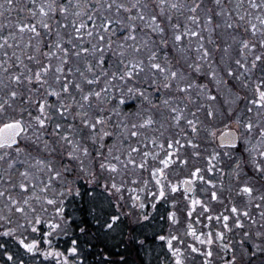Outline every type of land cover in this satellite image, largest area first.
Returning <instances> with one entry per match:
<instances>
[{
  "label": "snow or ice",
  "instance_id": "6c2138e0",
  "mask_svg": "<svg viewBox=\"0 0 264 264\" xmlns=\"http://www.w3.org/2000/svg\"><path fill=\"white\" fill-rule=\"evenodd\" d=\"M29 3L32 7L24 6L35 19V22H20L16 25L18 29V33L23 34L25 31L31 34V38L25 45L26 48L32 49V39H37V46L35 47V53L42 54L47 63H43L41 60L37 59L35 54H28L24 57L23 52L20 56H17L16 52H12V56L16 57L17 63L23 68L27 69L30 72V75H26L25 72H10V69L14 66L13 64H9L6 61H0V69H2V75H0V91L6 92L7 99H3L0 102V168L3 170L0 171V199L3 200V207L0 208V212H3V215H0V219H3L11 224L12 216L19 214L26 221V224L19 225L21 228H31L32 232L39 231L38 225H40L43 221L41 217L37 214V210L33 207L30 201H41L42 202V210L46 211V208H43V203L47 205L55 206V210L57 213L61 214L60 219L63 220V203L65 195H80V191L74 187V181H65L63 183V191L59 193V200L55 198H48L46 195L49 191V188L52 184V173L55 174L57 179H60L64 173H68L70 169L67 165L63 166V171L57 170L53 167L50 159H45L43 157H34L28 151V142L31 141L32 144H38L43 134L47 137V139L43 140L44 150L48 152V155L51 156V152L55 151L54 148H50V142L53 138H56L57 142H63L68 146V151L64 153V156L69 159H79L77 156L78 152L83 153L85 156L89 155V148L87 145L81 143L83 137L77 139V133L82 129H88L91 133L90 139L94 142L97 137L99 138V147L103 148V141L105 138L111 136V133L104 129V125L107 123V120L104 116L96 115L95 117H91L89 112L85 110V105L88 108L92 107V102L95 99L96 101H100L103 93H108V87H102L100 90H93L89 88L85 89V85L92 86L100 83L101 76L110 77V81H115L117 78L120 81H126V78H134L137 74L143 73L145 71V65L143 60H137L135 58L129 59L127 63L124 62L123 59L119 61L120 64H123L124 71L122 73H118L116 71H109L105 68L106 65V57H105V48H107L108 52L111 53L113 40L112 36L116 35V31L113 28V24L117 27L124 28V31L127 32V35L123 36L124 41H133L135 42L137 39V24L136 21H148L147 27L151 29V32L160 37V43L164 46H168V39L166 38V27L170 25L172 27L173 36H172V45L176 49L177 52H185L183 41L187 37L198 38L199 41H203L204 37L202 35V26L200 25V17L196 15L197 10L200 9V3H193L191 6H188V11L191 13L187 19L193 24L197 25V28H189L185 26L181 29V25L179 23H173L172 13L174 11H178L185 7V5L181 4L179 0H173V2H169V0H158L156 7L158 11H147L151 4L146 2V0H134L131 4H126L124 2H117V0H111L106 4H99V0H97V5H93L91 3H86L81 8L80 0H76V3L73 5L72 0H62V2L57 3V0H48L47 3H41L38 8L36 7V0H29ZM216 6H221V0H214ZM248 5L250 9L255 10V12L259 13L253 16V20L259 21V26L257 23L252 20L247 21V26L244 28L245 32H250L252 37L259 36L258 40L253 39H243L240 41V49L239 56L240 58L233 59L229 55V50L231 45H226L223 49L224 55L220 57V63L218 67L221 68L222 75L218 78L217 71L212 69V64H208L209 72H202V64H189V67L193 69L194 72L199 73L206 78H210V82H214L216 84H226L227 79H231L234 82H239L243 87L247 88L248 83L246 80L247 76H250L251 73L257 69L258 66L264 65V0H260L259 3L255 2V0H248ZM16 6V0H0V17L4 16L5 12H12L14 7ZM243 6V0H240L237 3L236 8L240 9ZM70 7H75L79 9L78 11L73 13L74 17H82L86 16L87 21L91 23V28H89L88 23H85L81 20L77 23L76 19L71 21V26L73 28L74 35L72 38L67 41L63 40L61 35L60 28L67 29L69 25L67 23L60 24L59 20H56L57 27L55 31V35L57 39L55 40V50L42 52V46H47L51 48V45H45L44 41L41 38L42 33L41 29L46 30L49 34L52 33V25L49 23V19L55 17V15L59 14L67 19L69 14ZM96 7V10L99 11L100 7H104L107 11L115 9V13L117 16L123 11L127 14V19L130 23L125 26L124 20L115 19L113 20L110 17L105 16L103 18V22L100 24V32H95L96 24L94 23V19L96 17V13L92 12L91 14L88 12V9ZM22 9V10H24ZM135 10V14L133 11ZM209 14L206 15L205 22L207 25H212L214 23V17L211 14V9L208 10ZM217 16L227 15L229 19L232 17V12L228 11L225 13L223 10L216 13ZM249 15L248 12H240L236 11V17L238 21H246V17ZM39 17V19H36ZM227 28L231 29L234 27L232 22L226 21ZM239 27V24L235 25ZM5 25L0 23V30H3ZM209 32L215 31L214 28H209ZM104 33V34H101ZM107 34V35H105ZM84 35H87L89 38H92L94 35L98 38L99 43L93 44L91 48L84 47L73 43V40H83ZM19 37L14 35L12 32H9L8 36H0V49L8 48H19L20 45L13 43L9 44V40H13L14 42ZM51 39V35L49 36ZM235 39V38H233ZM65 43L71 46V48L66 47ZM121 49H124L125 45H119ZM127 47L131 48L135 53H139L141 51L139 46L133 44H128ZM217 50H219V45L216 46ZM260 49L259 54H256L257 49ZM78 49V50H77ZM247 53L252 54V58L249 60ZM196 51L200 54L198 59L202 62H207L211 59L212 53L208 48L204 46V44L198 43L196 47ZM87 55H96V65L94 67L93 63L89 60L85 61L86 71L89 73H93L92 78H89L88 75L85 74V71H81L80 67L73 68L71 66V60L73 57L79 59L81 54ZM125 51H119L118 55L120 57H125ZM3 55L8 57V52L4 51ZM113 55H117V53H113ZM25 58L28 61H35L37 70L33 72L32 69L28 68V65L25 64ZM55 58L59 61V64L53 67L52 59ZM10 59V57H9ZM149 69L152 72V75L155 76L157 73L162 74L165 83L163 84L164 89H173L174 81H180V83L175 84V91L177 93L185 94V99H191L190 94L193 89H199L204 92H208L209 100H216V96L211 95V91L208 88L207 84L195 83L193 81L188 80L182 73L180 69L173 70L171 67V61H168L167 64H161L157 61V54L152 52L149 56ZM167 60V57H165ZM216 63V61H213ZM233 64L235 67H233ZM98 69V71H96ZM264 71V69H262ZM82 78V82H76L74 79L70 81V77H75L76 74ZM52 74L54 83L59 85V88L53 86V84L49 83L48 76ZM39 85V87L33 89V84ZM182 85V86H181ZM151 86V85H150ZM80 96V101L77 103L76 96L72 95V89ZM41 89H43V93H41ZM27 95H26V91ZM159 86H157L156 91H159ZM128 99H136L137 96L143 99H148L145 96V93L141 91L139 88L128 90ZM219 91V89H217ZM254 94L257 98L251 99L249 101L251 107L247 108L249 113L253 112V109L256 108V118L258 123H254L252 118H249L246 122L243 123V128L245 130V134H250L254 128H259L260 135L262 141H264V79H261L256 85ZM54 97L57 101L55 105L49 102V98ZM21 99L25 101L27 105H35V115H33V111L29 107H22L20 111H16L13 107L14 103L17 99ZM71 99V104L76 105L79 109L78 111L73 112L72 106L67 103V99ZM111 99L117 100L116 108L123 107L127 100L125 95L123 94V89H121V96L116 98L114 96ZM241 99H243L241 97ZM165 106H169V100L165 99L162 101ZM103 111V109H100ZM115 111V109L113 110ZM170 112L177 114L173 117L177 126L180 123V120L183 118V114L179 112L178 107H171ZM25 113L27 114V119H25ZM69 114L71 115V123L65 125L61 122H56L57 117L60 120H68ZM115 114L119 115V112H115ZM132 114V113H130ZM138 114V113H135ZM193 117H195L196 113H191ZM207 115L209 117L215 118V112L211 110L209 106V110ZM79 118L80 128L78 129L75 121ZM155 121L148 117L142 124L137 125L133 123L131 125L132 129H138L145 126H150L154 124ZM241 121L239 119L235 120V124L237 127L241 125ZM187 124L191 127L192 132H198V128L196 122L192 119L187 120ZM99 126V127H98ZM127 129V125L124 126ZM51 129L49 132L48 130ZM31 133V135L29 134ZM131 136L138 137L140 135L139 131H131ZM211 135L214 137L216 135L215 132H212ZM240 139V135L233 131L231 128L226 133H223L221 136L222 141H228L229 143L234 144L235 141ZM156 141L153 140V144L155 145ZM188 143H192L191 140ZM247 144L251 145V141L247 140ZM180 145V140H174L168 143V149H173L176 152L175 159L171 151L166 152V158L160 160V163L164 166V168L169 167L172 163H175L177 160H180L179 156V148L176 146ZM192 146L198 147L196 144H192ZM161 149H164V144L161 143L159 145ZM111 152V148L108 149ZM133 152H139V148L133 147L131 149ZM251 156V162L253 164V170L264 176V143L260 144L259 150L256 147H249L247 149ZM145 156L149 155V153L145 152ZM199 155V153H196ZM21 157H24L23 159ZM119 159V157H116ZM133 164L135 161H131ZM183 164H187V160L181 161ZM6 165V167H5ZM101 167H104L101 164ZM113 170H115V166H111ZM141 169L145 167V163H141L139 165ZM164 168L157 167L151 174L153 176L159 175L160 177L164 176ZM236 168H240V164H236ZM23 169V170H21ZM201 172L200 168H196L195 172L192 173L193 177H196L200 180H203V176L199 175ZM44 174H47V183L40 177ZM237 179H239V173L237 172ZM157 184L160 185L159 196L161 199L164 198V186L161 183L160 179H157ZM184 184H190V179H185L183 181ZM209 184L212 183L211 180L208 181ZM42 186V187H41ZM215 187V185H213ZM111 188H116V185L113 183ZM105 189H108V185H105ZM178 189V185H174L172 187V191H176ZM41 193L44 195H38L37 193ZM242 192L246 193L251 200L254 189L253 187L245 184L242 188ZM153 197L156 196V193L152 194ZM212 198L216 199V193H212ZM259 199L264 202V195L260 196ZM193 205L198 203V201L193 200ZM143 208L144 205L141 204ZM155 208V204L152 205ZM257 208H260L261 205L257 204ZM233 213H236L238 210L235 206L231 208ZM174 215V214H173ZM191 215V213H189ZM244 216H249V213L245 211L243 213ZM261 217L264 218V211L260 213ZM31 216V219L29 218ZM148 219L147 216L144 217ZM120 219L119 216H112L111 223H107V227L111 229L113 227V223ZM209 220L212 219L211 216L208 217ZM220 219V217H217ZM225 223L224 227H228L227 220L228 217H223ZM66 223V221H65ZM236 225L239 228H243V223L239 220V217L236 218ZM48 228L50 231L47 233L48 237L53 235L51 230L61 229L60 223H50L48 224ZM231 231V229H229ZM14 229L9 228L7 231L3 233L5 236L13 235ZM81 232L84 231L83 228L80 229ZM193 235H195V231H193ZM208 238L206 240L201 239V244L212 245V233L209 232ZM245 236H250V232H245ZM257 236L264 237V233L257 232ZM224 233H219V237L221 241L223 240ZM174 239H179L178 237H173ZM164 239V237H161ZM19 242L23 245L28 252H34L40 241L37 239H33L31 242H25L24 239H19ZM47 243L51 245V239L47 240ZM76 241L73 240V247L70 249L72 253H77ZM241 245H243L244 241H240ZM224 250H227V245H222ZM254 251L247 252L249 258L255 257L257 253H259L262 257H264V243L255 244ZM192 252H200V249L195 245L191 246ZM205 257V264H211L209 258L213 256V251L211 247L207 249L206 252L201 253ZM45 257L49 255H55L58 257H63V264H68V258L64 256L61 252H53L49 253L47 251L44 252ZM9 260L12 257L9 255ZM224 261V264H236V256L233 254L232 259L228 260L224 257H221ZM262 264H264V260H262Z\"/></svg>",
  "mask_w": 264,
  "mask_h": 264
},
{
  "label": "trees",
  "instance_id": "16d2710c",
  "mask_svg": "<svg viewBox=\"0 0 264 264\" xmlns=\"http://www.w3.org/2000/svg\"><path fill=\"white\" fill-rule=\"evenodd\" d=\"M48 0H36V7L41 3H47ZM62 2V0H57V3ZM73 5L76 3V0H72ZM108 2H111V0H99V4L103 5ZM117 2H124L126 4H131L134 2V0H117ZM146 2L151 4V7L147 11H158V8L156 7V4L158 3V0H146ZM169 2H173V0H169ZM179 2L185 7L178 11H174L172 13L173 16V23H179L181 25V29H183L185 26L189 28H197L196 24H193L192 22L188 21L187 17L191 14L188 11V6H191L193 3H200L201 7L197 10L196 15L200 17V25L202 26V35L204 37L203 41H199L198 38H185L183 41L184 48L186 49L185 52H177L176 49L172 45V36H173V29L170 25L166 27V38L168 39V46H164L160 43V37L153 34L151 32V29L148 28L146 25L148 21H136L137 24V32L136 36L137 39L135 42L129 40L124 41L123 36L127 35L128 33L124 31V28L117 27L115 24H113V28L116 31V35L112 36L113 40V46L111 53L108 52L107 48H105V57H106V65L105 68L107 70L116 71L118 73H122L124 71L123 64H120L119 61L121 59L124 60L125 63L129 59H137V60H143L145 65V71L143 73L137 74L134 78H126V81H120L118 78L115 81H110V77H104L101 76L100 83L97 85L87 86L85 85V89L88 90L89 88L93 90H100L102 87H108L109 91L108 93H103L102 98L100 101H96L95 99L92 102V107L88 108L87 105H85V110L89 112V115L91 117H95L96 115L104 116L107 120V123L103 126L104 129L111 133V136L105 138L103 141L104 147L100 148L99 145V138L97 137L96 141L94 142L92 139H90L91 133L88 129H82L77 133V139H80L81 136L83 139L81 140V143L85 144L89 148V155L85 156L83 153L78 152L77 156L79 159H69L64 156V153L68 151V146L64 144L63 142H57L56 138H53L50 142V148H54L55 151H52L51 156H49L44 151V143L43 140L47 139L46 136L41 134L42 139L38 144H32L31 141L28 142V151L31 153V155H36L38 153H42L41 157L45 159H50L51 163L54 168L57 170H60L61 166L64 165H70L73 166V170L68 172L67 174L63 175L62 179H57L55 177V174L52 173V184L49 188L48 193L46 194L48 198L52 197L57 200L59 198L54 197L52 195L60 193L63 191V184L60 185V183H64L67 181H74V187L77 188L80 191V195H68V197H64V203H63V217L64 219H60L59 213L56 212L55 206H49L48 209V215L45 218L44 215H41L40 212H43L42 210V202L41 201H33L38 204V211L37 214L41 217L43 222L38 225V227L42 230L44 225H46L47 222L51 223H57L59 222L61 224V236H65L66 238L59 237L57 241L61 242L63 241L66 243V245L70 244V246L73 247L72 241L75 240L76 247H77V253L80 255L81 258L85 260V264H155V260L153 258L154 250L157 246L156 243V227L158 225L157 221H148L144 225L140 224H132L128 225V222L125 220H121L119 223H113V227L109 229L107 227V223H111V216H114L115 212L109 211L112 207L109 209H106V201L103 199H99L96 196H93V193H99L100 196L104 195L102 192H108V203H110V193L116 190V193L118 194L120 198V192L125 190H128L129 188L123 186V187H116L111 188V185L113 182L109 183V187L106 190L104 186L101 184H96V179H94V176L92 177L91 174L95 173L96 177L99 179L101 176V172H105V168L101 167L100 165L103 163H107L108 161H112V163L116 166V168H123V174H128L129 171L128 168H133L129 164V157H132V155L139 154L141 158L142 163H147L148 161L152 162V157L150 155L145 156V152H149L153 154L151 150H154L157 146L153 144V140H149L147 138V131L146 129L152 128L155 125L156 130L159 134L162 133V135L165 137L166 134H163L161 131L162 124L164 121L163 115L168 112L170 115V106L171 107H177L178 105V97L175 91V84L180 83V81H174V87L173 89H164L163 84L165 83L163 75L157 73L155 76L152 75L151 70L149 69V56L152 52H155L157 54V61L163 64H167L168 61H171V67L173 70L180 69L183 73V75L188 79L189 74L193 71L192 68L189 67V64H202L204 66V69L202 72L208 73L210 70L208 68L209 62H202L198 59L199 53L196 51V47L198 43H203L206 48L209 50H212L216 53L214 55V52L212 53V57H215V59H218V56L220 55V52L222 53L223 49L225 48L226 44H224L222 50H221V42H220V31H219V22L222 26V28H227L226 21L229 22L231 19L235 22H241L238 21V18L236 17V11L240 12H248L249 15L246 17V21L252 20L250 18V15L255 12V10L250 9L248 5V0H243V6L240 9L236 8L237 3L240 2V0H221V6L218 7L215 5L214 0H179ZM255 2L259 3L260 0H255ZM81 8L83 9L84 5L86 3H91L93 5H97V0H80ZM27 5L28 7H32V5L29 3V0H16V6L14 7L12 12H5L3 17H0V23H3L5 25V28L3 30H0V36H8L9 32H12L14 35H17L19 38L14 42L13 40H9V44H19V48H8L7 46L5 49H0V61H6L9 64H13L16 61V57L12 56V52L15 51L17 56H20L23 52L24 57L28 54H35L37 56V59L41 60L43 63H47L46 58L40 54L35 53V47L37 46V39H32L33 48L28 49L25 47L29 39L31 38V34L25 31L23 34L18 33V29L16 25L20 22H35V19L32 18L31 14L24 9V6ZM24 9V10H22ZM211 9V14L214 17V23L212 25H207L205 22L206 15L209 14L208 10ZM2 10V9H0ZM79 9H76L75 7H70L69 14L67 16V19H65L63 16L57 14L54 18L49 19V23L52 25V33L49 34L46 30L41 29L42 36L39 39H42L45 43V45H51L52 47L49 48L47 46H42V52L52 51L55 50V40L57 39L55 35V31L59 25H57L56 20L60 21V24L67 23L69 27L67 29L60 28L61 35L63 37L64 41H67L68 39L72 38L74 35L73 28L71 26V21L73 19L77 20V23H79L81 20H83L85 23H88L89 28H91V23L87 21L86 16L82 17H74L73 13L78 11ZM223 10L225 13L228 11L232 12V17L229 19L227 15L220 16V21L218 20V16L216 15L217 12H220ZM88 12L91 14L92 12L96 13V17L94 19V23L96 24V28L94 29L95 32H100V24L103 22V18L105 16L115 19H121L124 20L125 26L130 23L127 19V14L121 11V13L117 16L115 13V9L111 11H107L104 7H100L99 11L96 10V7H93L91 9H88ZM133 14H135V10L133 11ZM36 19H39V17H36ZM247 24V23H246ZM209 28H214L215 31L209 32ZM228 31L236 33L237 30L242 31L241 29L235 28H227ZM104 34V33H101ZM51 35V39H49V36ZM107 35V34H105ZM73 43L89 47L93 44H98V38L94 35L92 38H89L87 35H84L83 40H73ZM135 44L136 46H139L141 51L139 53H135L131 48L127 47L128 44ZM124 44V49H121L119 45ZM239 45L238 43H236ZM217 45H219V50H217ZM66 47L71 48L70 45L65 43ZM239 47V46H237ZM78 50V49H77ZM125 51V57H120L118 55L119 51ZM8 52V57H5L3 55V52ZM113 53H117V55H113ZM224 54V53H222ZM99 54L96 55H87L81 54V57L79 59L73 57L71 60V66L73 68L80 67L81 71H85V74L89 76V78H92L93 73H89L86 71L85 61L89 60L93 63L94 67L96 65V57ZM10 57V59H9ZM167 57V60L165 59ZM220 59H218L216 62H219ZM25 64L28 65V68L32 69L33 72L37 70V65L35 61H28L26 58L24 60ZM53 67L57 66L59 64V61L55 58L52 59ZM25 72L26 75H30L31 73L27 71V69L23 68L17 63H14V66L10 69V72ZM98 71V69H96ZM221 72V68H220ZM2 69H0V75H2ZM192 77V76H191ZM202 78L205 79V77ZM75 80L76 82H82V78L77 73L75 77H70L71 80ZM48 80L50 84H53L54 87L57 89L59 88V85L54 83L52 74H49ZM193 80V78H192ZM194 82V80H193ZM210 83V82H209ZM151 85V86H150ZM157 86H159V91H156ZM230 86L234 87L232 83H230ZM39 87L37 84H33L32 88L35 89ZM136 89L139 88L141 91L145 93V96L148 97V99L140 98L139 96L136 97V99H128V89ZM121 89H123V94L125 95V98L127 100V103L121 107L116 108L117 100L111 99L112 96L119 98L121 96ZM26 91V90H25ZM41 93H43V89H41ZM27 95V91H26ZM72 95L76 96L77 103L80 101L79 94L75 91V89H72ZM3 99H7L6 92L0 91V102H2ZM169 100V106H165L162 101L163 100ZM49 102L55 105L57 103L56 99L54 97L49 98ZM67 103H69L72 108L73 112L78 111L79 109L76 107V105L71 104V99H67ZM14 109L18 112L22 107H29L33 111V115H35V105H27L25 101L21 99H17L16 102L13 105ZM100 109H103V111H100ZM115 109V111H113ZM115 112H119L120 114L117 115ZM132 113V114H130ZM138 113V114H135ZM71 115L69 114L68 120H60L59 117H57L56 122H61L65 125V128H67V125L71 123ZM148 117H151L155 123L150 126H145L141 129L139 132L141 136V139H137V137L131 136V131H138V129H132L131 125L133 123V120H139L137 122V125L142 124ZM25 119H27V114L25 113ZM132 121V123H131ZM169 122V121H168ZM75 124L77 128H80V121L79 118L75 121ZM127 125V129L124 127ZM99 127V126H98ZM49 132L51 129L48 130ZM149 131V130H148ZM179 129H174L172 132L175 134L177 133ZM31 135V133H29ZM170 135V134H168ZM171 140L169 139L167 143H170ZM139 148V152H133L131 149ZM111 148V152L108 151V149ZM38 152V153H37ZM159 154H162V151H159ZM37 157V156H36ZM116 157H119V159H116ZM109 159V160H108ZM158 161V160H157ZM100 166V167H99ZM92 167V168H91ZM139 167V166H138ZM120 169V171H121ZM144 169V168H143ZM62 171V170H60ZM108 172L116 173V170L113 169H107ZM106 171V172H107ZM47 183V174H44L40 177ZM59 181V182H58ZM129 181L131 179L129 178ZM42 187V186H41ZM131 190L130 193H132L134 190ZM39 195H44L38 192ZM97 194V196H99ZM52 195V196H51ZM104 202H103V201ZM0 201H2L0 199ZM67 201V203H65ZM32 203V201H30ZM107 203V204H108ZM34 205V204H33ZM46 203H43V206H46ZM114 210V208H113ZM112 210V211H113ZM19 215V214H17ZM20 216V215H19ZM110 217V219H109ZM108 218V219H105ZM110 220V221H109ZM20 221L24 222L26 224V221L23 217H20ZM66 221V223H65ZM107 222V223H106ZM4 223V222H3ZM44 223V225H43ZM23 225V224H19ZM18 224L12 227L14 229L13 235L5 236L3 235L4 227L0 224V264H34V260L39 261L35 258L34 254H26L22 253L25 252V248L20 249V242L19 238H26V235L34 236L36 235L35 232L31 231V228H21ZM7 227V226H6ZM45 228V227H44ZM83 228L84 231L81 232L80 229ZM115 228L117 229V233H115ZM114 229V230H113ZM30 230V232L28 231ZM58 230V229H55ZM24 231V232H21ZM69 234V236H66L65 234ZM60 234V233H59ZM154 234V235H152ZM31 242V241H29ZM144 242V243H142ZM65 245V246H66ZM153 246V247H152ZM153 253H152V251ZM7 254H9L12 259L9 260Z\"/></svg>",
  "mask_w": 264,
  "mask_h": 264
},
{
  "label": "rangeland",
  "instance_id": "374dc122",
  "mask_svg": "<svg viewBox=\"0 0 264 264\" xmlns=\"http://www.w3.org/2000/svg\"><path fill=\"white\" fill-rule=\"evenodd\" d=\"M257 14L259 13H252L250 15V18L259 26V21L253 20V16ZM220 19L221 17L218 16L219 21ZM229 22H232L234 24L233 28L236 27V24H239L240 26L237 27V29L239 28L242 31L237 30L236 33L230 32L227 28H222L219 22L221 50L224 44H230L231 48L229 50V55L233 59L240 58V41L243 39L258 40L259 36L252 37L250 32L244 31V28L247 26V21L235 22L231 19ZM236 43H238L239 45H237ZM213 52L214 51L212 50V53ZM245 52L250 60L252 58V54L247 53V50H245ZM259 52L260 49L258 48L256 54H259ZM218 53H220V55L218 56V59H220V57L224 55L222 54L224 52L222 51L221 53L220 51ZM215 54L216 53L214 52V55ZM218 59H215V57H213L208 60V62L209 64H212V69H215L217 71V76L219 78L222 75V72H220V67H218L220 60L219 62L213 63V61H217ZM233 67H235L234 64ZM203 69L204 66L202 65L201 70L203 71ZM262 69H264V65L258 66L250 76L246 77L248 83L247 88L243 87L239 82H234L231 79H227V77H225V79L227 80L226 84H216L214 82H210V78H206L205 76H203L205 77V79H203L201 74L192 71L191 74H189L190 76H188V80H194L195 83L207 84L208 88L211 91V95L216 96V100H209V93L201 91L199 89H193L192 92L188 94L191 97L190 100L185 99V94L176 93L177 95L180 94V96L178 97L179 101L177 107L179 112L183 114V118L180 120L179 125L177 126L175 120L173 119V117L177 114L171 113L172 115H170L168 112H166V114L163 115L164 121H162L163 124L161 131H159H163V134H166L165 137L162 135V133L159 134L158 131H155V125L151 129H146L148 134L147 138L149 140H155L157 146H159L161 143L164 144V149H158L157 147L154 150H151L153 154H151L150 151L148 152L150 157L153 158L151 163L148 161L145 164L144 169H141L138 166L142 163V157L139 154H135L132 155V157H129V164L133 168H128L129 171L127 172V175L123 174V168H116L112 161H108L104 164L102 163L104 165L103 168H105V170L107 171V169H113L111 166L114 165L116 173H110L108 171L101 172V176L99 177V179L96 177L95 173L91 174V176H94V179H96V184H101L104 187L105 185H108L109 187V183L113 182L116 187L125 186L132 190L139 189V193L135 194L134 190L130 195V190L125 191L124 189L120 192V198L118 194H114L116 193V190H114L110 193L111 202L108 203V199L104 201L108 203H106V209L112 207V209H109V211H111V213L115 212L114 216L120 217V219L115 223H119L121 220H125L126 222H128V225H144L146 224V222L154 220L158 222V225L156 227L157 246L154 247L155 250L153 255L155 264H190L187 246V244L189 243V234L193 235V231H195V238H197L198 234L197 227L193 226V224L195 223L194 218L201 216L202 212L204 211L203 206L206 204V202L203 203L202 200L210 199L208 194H211V192H222L221 188L217 187L216 184H220L226 179L230 183V178H232L233 176L232 186L228 187V184L221 185L222 187L225 186V191H227V193L234 191L235 196H243L242 188L245 186V184H248L249 186L251 185L249 182V172L254 170L253 164L251 162V156L247 149L249 147H256L259 150L260 144L264 143V141H262L259 128H254L250 134H245L243 123L246 122L249 118H252L254 123L259 122L256 118L257 109L254 108L253 112L249 113L247 111V108L252 106L250 105L249 101L251 99L257 98L254 94V90L255 85L261 79H264V71H262ZM184 76L187 75L184 74ZM230 83H232L234 87L230 86ZM217 89H219V91H217ZM241 97L243 99H241ZM209 106L211 107V110L215 112V118L209 117L207 115ZM193 112L196 113L195 117L191 115V113ZM189 119H192L196 122L198 132H192L191 127L187 124V120ZM236 119H239L242 122L239 127H237V125L235 124ZM137 122H139V120H133V123ZM229 128L237 130L240 135L241 143L238 150H226L221 149L218 146L217 137L221 132H223L224 130H229ZM174 129H179V131L177 133L175 132L174 134L172 132V130ZM138 131L140 132L141 129H138ZM212 132L216 133L214 137L211 135ZM203 134H206V136L203 137ZM137 139H141V136H138ZM169 139L171 140V142L174 140H180V145H183V148H180V145L176 146L179 148L180 160H177L169 167L164 168V166L160 163V160L166 158V152L171 151L174 159L176 156L175 150L168 149L167 141ZM189 140L192 141L191 144L188 143ZM247 140H250L252 142L251 145L246 143ZM192 144H196L198 147L194 148ZM160 150L162 151V154H159ZM45 153L48 154V152L46 151ZM196 153H199V155H196ZM41 154L42 153H38L33 156L41 157ZM21 158L23 159L24 157ZM183 160H187V164L181 163V161ZM131 161H135V163L133 164ZM237 163L240 164L239 169L236 168ZM67 166L70 171L73 170V166ZM157 167L164 168L163 177H160L159 175L153 176L151 174ZM196 168L201 169L199 175L203 176V180H205L206 178H210L212 183L206 184L203 180L193 177L192 173L195 172ZM206 168H208L212 172V175H208V171L206 170ZM2 170L3 169L0 168V171ZM60 170L63 171L62 166ZM237 172L239 173V179L236 178ZM65 174L67 173H64V175ZM221 177H224L225 179ZM62 178L63 177H61V179ZM129 178L131 179V181H129ZM157 179H160L161 183L164 186L165 195L163 199H161V197L159 196L160 185L157 184ZM185 179L193 180L197 186V190L193 194V197H190L181 190L183 188L181 184ZM61 184L63 183L61 182L60 185ZM214 184L216 186L212 188ZM174 185H178V189L176 191H172V187ZM124 191L128 195L125 194ZM54 193L55 192H53L52 195L59 198V193ZM153 193H156L155 197H153ZM200 195H204V198H200ZM64 197H68V195H65ZM193 200L198 201V203L193 205ZM65 203H67V201ZM141 204L144 205L143 208L141 207ZM153 204H155V208L152 207ZM32 205L36 208L37 212H39L37 207L38 204L32 201ZM2 207L3 200L0 201V208ZM43 208H46L47 210L40 212V214L44 215L46 218L48 215L49 206L46 205L43 206ZM189 212L191 213V215H188ZM3 214V212H0V215ZM145 216H147L148 219H145ZM20 217L21 216L17 214L12 216L13 222L11 224H8L7 221L0 219V224L3 225L4 231H7L9 228L12 229V227L14 228L16 224L24 225V222L20 221ZM29 218L31 219V216ZM50 223L51 222H47L46 225H44L43 223L45 227L42 228L43 231H41V229L38 227L39 231L35 232L36 235H31V238L30 235H26V238L18 237L19 239H24L25 242L32 241L33 239H37L40 241L37 249L34 252H28V250L26 249L25 252L22 253H26L28 255L34 254L36 259H38L39 257V261L37 262V260H34V264H63V257H58L55 255H49L45 257V251L49 253H63L64 256L68 258V264H85V260L81 258L80 255L76 253L74 254L70 251V249L72 248L70 244L66 245V243H64L63 241H57L59 237L66 238L65 236H61L60 229L51 230L53 235L51 237L47 236V233L50 231V229L48 228V224ZM28 231L30 232V230ZM114 231L115 233H117L116 228ZM65 235L69 236L68 233ZM161 237H164V239H161ZM173 237L179 238L178 240L182 245L180 251L181 255L180 253L178 254L176 252L178 243ZM48 239H51V245L47 243ZM23 248V245L20 243V249ZM7 256L9 257V254H7Z\"/></svg>",
  "mask_w": 264,
  "mask_h": 264
},
{
  "label": "flooded vegetation",
  "instance_id": "af4514ba",
  "mask_svg": "<svg viewBox=\"0 0 264 264\" xmlns=\"http://www.w3.org/2000/svg\"><path fill=\"white\" fill-rule=\"evenodd\" d=\"M206 134H203L202 136L205 137ZM240 143L241 140L239 142L238 147L236 148H224L219 146V144L218 146L221 149L238 150V148L240 147ZM180 148H183V145H180ZM206 170L208 171V175H212V172L208 168H206ZM221 178L225 179L224 177ZM209 180L211 179L206 178L203 181L206 184H208ZM230 181L231 182L229 183V181L226 179L224 180V182H221L220 184H216L217 187H220L222 190L221 193H216L217 196L216 199L212 198L213 192H211V194H208L210 199L202 200L203 203L206 202V204L203 206L204 211L202 212L201 216L194 218L195 223L193 224V226H196L198 229L197 238H195L194 235H190V234L188 238L189 243L187 244V246L189 252L188 258L190 264H205V257L201 253L206 252L209 247H211L213 251V256L209 258L211 264H224V261L221 259V257L231 260L233 254L236 256V264H262V260H264V257H262L259 253H257V255L252 258H249L247 255V252H251L255 250L253 247L255 244L264 243V237H260L256 235L257 232L264 233V218H262L260 215V213L264 211V202H262L259 199L260 196L264 195V176H261L255 171L249 172V182L251 184L250 186L253 187L254 189L251 200L249 199L248 195L243 192H242L243 196H235L234 191L227 193V191H225V186L222 187L221 184H225V185L228 184V187L232 186L233 176L232 178H230ZM190 182L194 186V191H193L194 194L195 191L197 190V186L193 180L190 179ZM181 185L183 187V182ZM134 190H135V194L139 193V189H134ZM181 190L188 195V193L185 191V187H183ZM125 191L124 193L127 194ZM102 193H104V195L100 196V194L96 192L93 193L94 194L93 196H96L97 198L103 200L108 199L107 197L108 192H102ZM132 193H129V195ZM97 194H99V196H97ZM193 194L191 195L189 194V196L193 197ZM200 198H204V195H200ZM257 204H260L261 207L257 208L256 207ZM233 206H235L238 210L236 213H233L231 211V208ZM245 211L249 213V216L246 217L243 215ZM209 216L212 217L211 220L208 219ZM225 216L228 217L227 228L224 227L225 221L223 217ZM217 217H220V219H217ZM237 217H239V220L243 223L244 225L243 228L237 227L236 225ZM229 229H231V231ZM209 232L212 233L211 238L213 240V244L210 246L207 244H201L200 240L201 239L206 240L208 238L207 234ZM221 232L224 233L222 241L219 237V233ZM245 232H250L251 235L245 236L244 235ZM241 240L244 241L243 245H241L240 243ZM176 242L178 243L176 252L179 254L182 245L178 239H176ZM192 245H195L197 248H199L200 252H192L191 251ZM222 245H227L226 251L224 250Z\"/></svg>",
  "mask_w": 264,
  "mask_h": 264
},
{
  "label": "water",
  "instance_id": "95a60500",
  "mask_svg": "<svg viewBox=\"0 0 264 264\" xmlns=\"http://www.w3.org/2000/svg\"><path fill=\"white\" fill-rule=\"evenodd\" d=\"M233 131H236V130H234V129H232ZM228 130H225L224 132H222L220 135H219V137L217 138V141H218V144H219V146H221V147H224V148H236V147H238V145H239V142H240V140H237V141H235V143L234 144H232V143H229L228 141H222L221 140V136H222V134L223 133H226ZM237 132V131H236ZM238 133V132H237ZM183 187H185V191L188 193V195L190 194H193V191H194V186H193V184L190 182V184H188V185H186V184H184L183 183Z\"/></svg>",
  "mask_w": 264,
  "mask_h": 264
}]
</instances>
